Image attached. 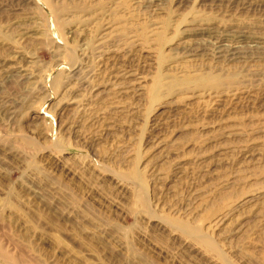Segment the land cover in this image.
<instances>
[{"label":"rangeland","instance_id":"374dc122","mask_svg":"<svg viewBox=\"0 0 264 264\" xmlns=\"http://www.w3.org/2000/svg\"><path fill=\"white\" fill-rule=\"evenodd\" d=\"M0 264H264V0H0Z\"/></svg>","mask_w":264,"mask_h":264},{"label":"bare ground","instance_id":"6f19581e","mask_svg":"<svg viewBox=\"0 0 264 264\" xmlns=\"http://www.w3.org/2000/svg\"><path fill=\"white\" fill-rule=\"evenodd\" d=\"M233 49V48H232Z\"/></svg>","mask_w":264,"mask_h":264}]
</instances>
